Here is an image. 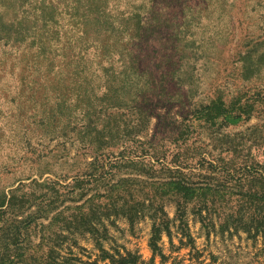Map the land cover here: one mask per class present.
Segmentation results:
<instances>
[{
	"label": "rangeland",
	"instance_id": "obj_1",
	"mask_svg": "<svg viewBox=\"0 0 264 264\" xmlns=\"http://www.w3.org/2000/svg\"><path fill=\"white\" fill-rule=\"evenodd\" d=\"M261 130L264 0H0V264H264Z\"/></svg>",
	"mask_w": 264,
	"mask_h": 264
},
{
	"label": "trees",
	"instance_id": "obj_2",
	"mask_svg": "<svg viewBox=\"0 0 264 264\" xmlns=\"http://www.w3.org/2000/svg\"><path fill=\"white\" fill-rule=\"evenodd\" d=\"M120 54H122V52H120ZM213 100H215V99H213ZM207 107H208V104H207ZM263 134H264V132H263V130H261L259 132V135L264 136ZM179 210H180V212H179L178 216H179V218L183 219L184 213H185V205L181 206V208ZM210 213H212V211ZM159 236H160L159 230L155 229V236L152 239V245H153L155 250H160L159 246L156 244ZM111 259H112L113 264H135L137 262L136 259H132L130 256H129V258L121 257V260H118L115 257H111Z\"/></svg>",
	"mask_w": 264,
	"mask_h": 264
}]
</instances>
